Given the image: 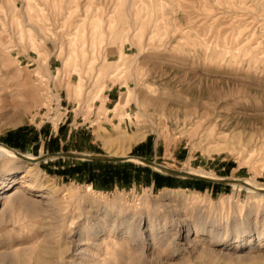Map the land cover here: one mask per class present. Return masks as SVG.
Instances as JSON below:
<instances>
[{"label": "rangeland", "instance_id": "obj_1", "mask_svg": "<svg viewBox=\"0 0 264 264\" xmlns=\"http://www.w3.org/2000/svg\"><path fill=\"white\" fill-rule=\"evenodd\" d=\"M120 1L0 0V143L35 156L55 150L136 154L168 167L251 185L249 179L264 187V5L260 0H147V9L139 0ZM33 46L46 56H38ZM73 49L68 70L54 78L58 68L66 70L64 58ZM119 49L126 53V64L112 76L108 72ZM42 61L50 70L36 75ZM74 67L82 73V91L73 87L80 79ZM98 69L102 72L96 76ZM126 95V104L116 107ZM39 167V181L54 186L52 191L21 189L40 202L51 195L69 206V231L88 221L69 192L85 193L89 186L110 203L125 199L132 209H142L143 230L149 215L161 216L157 223L167 235L155 244L146 238L140 250L127 244V257L109 264H264V237H259L264 199L252 197L242 184L173 177L134 162L91 164L79 176L73 175L77 164L68 168L66 160ZM164 188H186L183 212L214 223L220 243L200 232L193 236L199 248L184 246L185 223L158 205ZM34 208L16 207L0 222V264H33L45 217ZM50 217L59 218L56 212ZM165 218L168 231H163ZM238 221L250 224L240 238ZM70 234L68 241L75 237Z\"/></svg>", "mask_w": 264, "mask_h": 264}, {"label": "bare ground", "instance_id": "obj_2", "mask_svg": "<svg viewBox=\"0 0 264 264\" xmlns=\"http://www.w3.org/2000/svg\"><path fill=\"white\" fill-rule=\"evenodd\" d=\"M29 1V0H28ZM122 1V0H121ZM120 1V2H121ZM129 1V0H128ZM147 0H139L143 5H147ZM164 1V0H163ZM174 1V0H173ZM204 1V0H203ZM215 1V0H214ZM124 2V1H123ZM158 2V1H157ZM162 2V0H161ZM158 2V5L161 3ZM165 2V1H164ZM175 2V1H174ZM217 2V1H216ZM227 2V1H226ZM260 2L264 5V0H260ZM129 4V2H127ZM126 3V4H127ZM133 3V2H132ZM135 3V2H134ZM151 3V1H150ZM203 3V2H202ZM231 3V1H230ZM241 3V1H240ZM90 4V3H89ZM169 4V3H168ZM98 5V4H97ZM100 5V4H99ZM162 5V4H161ZM160 5V7H162ZM166 5V4H165ZM176 5V4H175ZM184 5V4H183ZM204 5V3H203ZM218 5V4H217ZM216 5V6H217ZM91 6V5H90ZM89 6V7H90ZM128 6V5H126ZM125 6V7H126ZM136 6V5H135ZM173 6V4H172ZM180 6V5H179ZM197 6V5H196ZM202 6V5H201ZM119 7V6H118ZM116 7L115 10L118 9ZM157 7V6H156ZM195 7V6H194ZM223 7V6H222ZM88 8V7H86ZM92 8V7H91ZM97 8V7H96ZM105 8V7H104ZM107 8V7H106ZM132 8H134L132 6ZM148 9V7H146ZM32 9V8H31ZM94 9V8H93ZM99 9V8H98ZM130 9V8H129ZM146 9V10H147ZM158 9V8H157ZM201 9V8H200ZM199 9V10H200ZM106 10V9H105ZM114 10V11H115ZM126 10V8H125ZM136 10V9H134ZM132 9V11H134ZM141 10V9H140ZM24 11V10H23ZM22 11V12H23ZM32 11V10H31ZM94 11V10H93ZM100 11V10H99ZM160 11V9H159ZM162 11V10H161ZM160 11V12H161ZM86 12V11H85ZM92 12V11H91ZM97 12V11H96ZM95 12V13H96ZM141 12V11H140ZM143 12V11H142ZM145 12V11H144ZM151 12V11H150ZM158 12V11H157ZM170 12V11H168ZM24 13V12H23ZM26 13V12H25ZM24 13V14H25ZM94 13V12H93ZM111 13V12H110ZM113 13V12H112ZM111 13V14H112ZM126 13V12H125ZM135 13V12H134ZM159 13V12H158ZM167 13V12H166ZM202 13V11H201ZM114 14V13H113ZM131 14V13H130ZM142 14V13H141ZM146 14V13H145ZM150 14V13H149ZM172 14V12H171ZM224 14V13H223ZM228 14V13H227ZM85 14L83 13V16ZM135 15V14H133ZM170 15V13L168 14ZM106 16V15H105ZM142 16V15H141ZM224 16V15H223ZM143 17V16H142ZM146 17V16H145ZM162 17V15H161ZM160 17V18H161ZM226 17V16H225ZM25 18H27L25 16ZM39 18V17H38ZM83 18V17H82ZM81 18V19H82ZM94 18V17H93ZM135 18V17H134ZM157 18V17H156ZM191 18V17H190ZM229 18V17H227ZM226 18V19H227ZM21 19V18H20ZM19 19V21H20ZM30 19V18H29ZM98 19V18H97ZM114 19V18H113ZM143 19V18H142ZM150 19V18H149ZM222 19V18H221ZM250 19V18H249ZM24 19L22 18V21ZM111 20V18H110ZM139 20V19H138ZM195 20V19H194ZM212 20V19H210ZM242 20V19H241ZM32 21V20H31ZM34 21V20H33ZM88 21V20H87ZM92 21V20H91ZM114 21V20H113ZM131 21V20H130ZM134 21V20H133ZM142 21V20H141ZM238 21V20H237ZM27 22V20H26ZM84 22V19H83ZM95 22V21H94ZM93 22V23H94ZM99 22V20H98ZM101 22V21H100ZM220 23V21H218ZM79 23V22H78ZM102 23V22H101ZM113 23V22H112ZM137 23V22H136ZM149 23V22H148ZM147 23V25H148ZM157 23V22H156ZM197 24V22H195ZM210 23V22H209ZM216 23V22H215ZM218 23V24H219ZM20 24V23H19ZM22 24V23H21ZM34 24V22H33ZM39 24V23H38ZM100 24V23H98ZM128 24V22H127ZM141 24V23H140ZM139 24V25H140ZM27 25H31L27 23ZM84 25V24H83ZM156 25V24H155ZM174 25V24H173ZM237 25V24H236ZM240 25V24H239ZM238 25V26H239ZM244 25V24H243ZM33 26V25H32ZM93 26V25H92ZM101 26V25H100ZM107 26V25H106ZM105 26V27H106ZM146 26V25H145ZM218 26V25H217ZM97 27V25H95ZM94 27V28H95ZM141 27V25H140ZM139 27V28H140ZM248 27V26H247ZM100 29L102 27H99ZM138 28V26H137ZM147 28V27H146ZM153 29L154 27L151 26ZM235 28V27H234ZM23 29V28H22ZM77 27H75V30ZM83 29V28H82ZM122 29V28H121ZM120 29V30H121ZM129 28L124 29V38H126L129 34L127 33ZM131 29V28H130ZM142 28H140L141 31ZM237 32L235 35H237V38H240V34L242 33V29L239 26L237 28ZM25 30V29H24ZM93 30V28H92ZM132 30V29H131ZM155 30V29H154ZM252 30V29H251ZM250 30V32H251ZM19 31V30H18ZM22 31V30H21ZM86 30H84L85 32ZM95 31V30H94ZM102 31V30H101ZM100 31V32H101ZM107 31V30H105ZM137 31V29H136ZM233 31V30H232ZM32 32V31H31ZM99 32V31H98ZM103 32V31H102ZM101 32V33H102ZM153 32V31H152ZM89 33V32H88ZM86 33V34H88ZM92 33V32H91ZM94 33V32H93ZM134 33V32H133ZM132 33V34H133ZM76 34V32H75ZM73 34V35H75ZM95 34V33H94ZM93 34V35H94ZM100 34V33H99ZM247 34V33H246ZM29 35V31H28ZM77 35V34H76ZM85 35V34H84ZM135 35V33H134ZM232 35V33H231ZM31 37V35H29ZM83 36V35H82ZM88 36V35H87ZM102 36V34L100 35ZM99 36V37H100ZM104 36V34H103ZM234 36V34H233ZM247 36V35H246ZM23 37V36H22ZM78 37V36H77ZM86 37V36H85ZM95 37V36H94ZM98 37V38H99ZM206 37V36H205ZM84 38V37H83ZM71 39V38H70ZM73 39V38H72ZM101 39V38H100ZM104 39V38H103ZM123 39V38H122ZM122 39L120 41H122ZM236 39V38H234ZM48 40V38H47ZM75 40V38H74ZM89 40V39H87ZM99 40V39H98ZM124 40V39H123ZM245 40V39H244ZM247 40V39H246ZM73 41V40H72ZM92 41V40H91ZM101 41V40H100ZM107 41V40H106ZM119 41V40H118ZM125 41V40H124ZM235 41V40H234ZM237 41V40H236ZM102 42V41H101ZM100 42V43H101ZM110 42V41H109ZM126 42V41H125ZM33 43V42H32ZM73 43V42H72ZM86 43V42H85ZM84 43V44H85ZM89 43V41H88ZM92 43V42H91ZM99 43V42H98ZM106 43V42H105ZM102 44V43H101ZM209 44V43H207ZM230 44V43H229ZM235 44V42H234ZM35 45V44H34ZM72 45V44H70ZM74 45V43H73ZM92 45V44H91ZM97 45V44H96ZM81 46V45H80ZM88 46V45H87ZM107 46V45H106ZM207 46V45H206ZM226 46V45H225ZM229 46V45H228ZM227 46V48H228ZM238 46V45H237ZM236 46V47H237ZM32 47V45H31ZM72 47V46H71ZM78 47V46H77ZM94 47V46H93ZM99 47V46H98ZM208 47V46H207ZM35 50H37L38 56L39 55H45V51L42 52L40 49L33 46ZM32 48V49H33ZM86 48V47H85ZM72 49V48H71ZM61 50V49H60ZM93 50V48H92ZM100 50V49H99ZM106 50V49H105ZM226 50V49H225ZM78 51V49H77ZM104 51V50H103ZM120 54L119 58L115 61V66L113 70H110L108 74H111L112 76H117V73L124 67L125 60V52L123 49H119ZM248 51V50H247ZM83 52V51H82ZM92 52V51H91ZM9 53V52H8ZM72 54H75V49H73V52L68 54V57L66 56L64 59V68L66 70H57L56 74H54V78L57 77V73L60 72L64 73L68 69V63L70 60V56ZM94 55V54H93ZM100 55V54H99ZM28 56V55H27ZM75 56V55H74ZM102 56V55H101ZM95 58V57H94ZM47 59V57H46ZM101 59V58H100ZM104 59V58H103ZM78 62V61H77ZM76 62V63H77ZM46 63V64H44ZM103 63V61L101 62ZM40 64V63H39ZM49 63L42 61V65L40 64L37 66V72L36 75L42 74L43 69H49ZM102 65V64H101ZM72 66V65H71ZM77 66V64H76ZM104 66V64H103ZM110 66V65H109ZM108 66V68H109ZM40 67V68H39ZM106 68V66H105ZM103 69V68H102ZM110 69V68H109ZM74 70H76L79 75L80 79L78 82L74 84V89L78 91H82L83 88V77L82 73L79 69V67H74ZM124 70V69H123ZM52 71V70H51ZM101 69H98V71L95 73L96 76L101 74ZM67 73V72H66ZM124 73V72H123ZM93 74V73H92ZM121 74V73H120ZM119 75V74H118ZM95 76V77H96ZM121 77V76H119ZM118 77V78H119ZM123 77V76H122ZM116 78V77H115ZM111 79V77H110ZM121 79V78H119ZM36 82V81H35ZM123 84V82H122ZM71 85V84H70ZM69 89V86H68ZM101 90V89H100ZM103 90V89H102ZM77 97V96H76ZM81 98V96H80ZM129 97L124 96L121 97V99L116 103V107H123ZM237 134V133H236ZM224 145V144H223ZM233 145V144H232ZM226 146V145H225ZM224 146V147H225ZM231 146V145H229ZM237 146V145H236ZM239 147V146H238ZM221 148H223L221 146ZM226 148V147H225ZM236 148V147H235ZM217 149V148H216ZM231 149V148H230ZM264 150V149H263ZM28 159H24L22 157H19L16 155V153L5 146L4 144L0 143V204L2 203L3 206H1L0 209V222H3V219L8 215V213L12 212L14 208L20 207L23 205L33 206L34 205V211H37V209L41 210L44 214V222L42 223L44 229L42 235V240L39 244V249L35 254L34 262L33 264H109V262L113 259L115 262L117 259H124L126 258L125 250L127 249V244L134 245V249H142L144 240L146 238H152L153 244H155L157 241L162 239L165 235H167L165 232H162L161 226H158L157 218L161 217L159 214H151L148 216V225L145 230H143L142 227V216L144 212L142 209H132L129 206V203L124 199L122 202L116 204L110 203L106 200V198L99 197L95 195L93 192L95 191L91 186H89L85 193H75L73 191L69 192V196L75 198V200L78 203V206L81 213L80 216L85 217L87 222L82 223L78 226V229L75 230L77 225L72 226V230L69 231V225L65 219L67 212H69V206H66L62 203V201L59 198H56L54 196H48V201L40 202L37 199L31 198L25 194L22 187H28L29 189H32L33 191H42L43 189H49L52 191L54 186H50L49 184H45L43 182L39 181V172H40V163L35 162L34 164H31L27 166L23 171L20 170L23 167V164H26L28 162H31L30 160L35 158V155L32 154H24ZM112 155H118L116 152L112 153ZM123 155V154H119ZM47 159V158H46ZM48 161V160H47ZM46 161V162H47ZM44 172V171H43ZM193 173L211 176V177H218L213 174L206 173L204 171H191ZM42 174V173H41ZM19 180V185H17V181ZM237 179V178H233ZM251 183L253 187H257L259 189H263V186H259L255 182H251L249 179L247 180ZM237 184V183H234ZM56 187V186H55ZM252 187H247V190H250L252 193V197L254 198H260L264 199V192H260ZM67 190V189H66ZM65 193V191H64ZM46 195V194H45ZM64 195V194H63ZM161 202L158 204L161 207H167L168 211L178 215V219L180 223H185L184 228L186 231V235L184 236L185 242H181L184 246H191L192 248L198 247L199 244L197 242V238L193 237L194 235H199L200 232H204L208 235L209 240H211L213 243L219 242L217 238V230L215 229L216 225L214 223L207 222V219H205L203 216H198L195 218H188L187 215L183 212L184 208L187 206V200H186V188H164L160 195ZM47 197V196H46ZM106 197V196H105ZM66 199V198H65ZM166 199H170V201H165ZM46 200V199H45ZM132 201V200H131ZM43 203V205H40ZM135 203V201H134ZM46 206H45V205ZM116 204V205H115ZM135 205V204H134ZM151 205V204H150ZM154 207V206H153ZM199 210V209H198ZM53 212H56V215L59 217L57 218L58 221H54L52 217H50ZM198 213V212H197ZM200 214V213H199ZM171 216V215H170ZM56 217V216H55ZM145 217V216H144ZM73 221V220H72ZM170 220H167L165 218L164 221V228L163 231H168ZM71 223V222H70ZM75 223V222H74ZM188 223V224H187ZM263 223V222H262ZM196 224V225H195ZM160 225V224H159ZM2 226V225H1ZM75 227V228H74ZM250 227V224L248 221H238L235 224V228L237 229V237L240 238L243 233L248 232ZM252 228V227H251ZM76 231V232H74ZM251 231V230H250ZM68 232H71L70 236L74 235L71 240H67V234ZM148 233V234H147ZM231 234V233H230ZM260 234V233H259ZM147 237H146V236ZM206 237V236H205ZM260 238L264 237V230L261 232ZM244 238V237H243ZM248 238V237H247ZM50 240L54 242L51 243ZM222 241V240H221ZM227 241V240H226ZM200 242V241H199ZM203 242V241H202ZM71 243V245H69ZM204 243V242H203ZM220 243V242H219ZM223 244V243H222ZM217 245V244H216ZM187 246V247H188ZM212 247V246H211ZM210 247V248H211ZM199 248V247H198ZM209 248V249H210ZM213 248V247H212ZM202 249V248H201ZM118 254L114 256V252L116 251ZM214 250V249H213ZM212 250V251H213ZM201 251V250H200ZM210 251V250H209ZM94 257V261L87 263L85 260L87 259V256ZM3 256V253H0V258ZM147 256V255H146ZM145 257V256H144ZM143 257V258H144ZM154 260V259H153ZM158 260V259H157ZM9 262V261H8ZM154 264H157V262L154 260ZM159 263V262H158ZM7 264V263H6ZM9 264V263H8ZM111 264V263H110ZM113 264V263H112Z\"/></svg>", "mask_w": 264, "mask_h": 264}, {"label": "water", "instance_id": "obj_3", "mask_svg": "<svg viewBox=\"0 0 264 264\" xmlns=\"http://www.w3.org/2000/svg\"><path fill=\"white\" fill-rule=\"evenodd\" d=\"M1 143L7 146L8 148L12 149L16 153L17 156L22 157L24 159H28L24 155V153L17 151L16 149L10 147L9 145L3 142ZM58 155L90 159V160H96V161H110V162L133 161V162H137V163L150 166L166 175L173 176V177L185 178V179H190V180H200V181H206V182L217 183V184L237 183V184H242L246 187L255 188L242 179H233V178H228V177H211V176L201 175V174L193 173V172L183 170V169H176V168L168 167L155 160H151L146 157L136 156V155L118 156V155H112V154L107 155V154H84V153H75V152H59V153H47L45 155H39L31 159L30 161L37 162V161L44 160L48 157H53V156H58ZM255 189L260 192H264L263 189H259L257 187Z\"/></svg>", "mask_w": 264, "mask_h": 264}, {"label": "crops", "instance_id": "obj_4", "mask_svg": "<svg viewBox=\"0 0 264 264\" xmlns=\"http://www.w3.org/2000/svg\"><path fill=\"white\" fill-rule=\"evenodd\" d=\"M108 96H110L109 93H108ZM59 152H75V153H84V154H98V153H93V152H86V151H83V150H55V151H51V152H47V153H59ZM47 153H43L41 155H45ZM131 155H136V154H131ZM136 156H140V155H136ZM56 160H63V161L66 160L68 168H70L69 166L72 167V166L77 164V167H75V168L73 167V171H74L73 175H75V176L82 175L84 173L83 168H85L86 166H90L91 164H109V163H129V162H133V161H118V162L96 161V160H90V159H83V158H77V157L58 155V156L48 157L47 159L41 160L40 164L41 163H45L46 161L49 162V161H56ZM134 163H137V162H134ZM79 164H81V165H79ZM139 164H141V163H139ZM79 166H81V167H79ZM148 167H150V166H148ZM150 168H152V167H150ZM68 171H69V169H68Z\"/></svg>", "mask_w": 264, "mask_h": 264}]
</instances>
